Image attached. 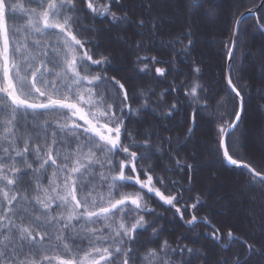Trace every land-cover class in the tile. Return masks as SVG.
Listing matches in <instances>:
<instances>
[{"label":"snow or ice","instance_id":"obj_1","mask_svg":"<svg viewBox=\"0 0 264 264\" xmlns=\"http://www.w3.org/2000/svg\"><path fill=\"white\" fill-rule=\"evenodd\" d=\"M249 2L245 7L243 0H232L235 19L225 43L229 63L222 91L234 101L232 109L225 96H212L217 108L211 115L218 121L215 153L220 167L246 170L244 196L255 203L252 189H257L261 211L250 215L247 225L238 223L237 232L229 228L224 233L208 216L197 215L207 203L194 191L201 164L197 155L182 151L203 110L211 107L201 95L208 89L201 83L200 63L188 59L195 46L193 32L189 28L161 39L158 29L165 17L157 14L177 10L195 15L204 9V15L215 16L218 0L207 8L205 0H140L127 8L122 0H0V264H208L214 250L206 253L180 242L198 243L201 235L221 252L231 251L230 256L220 255L217 264H264V150L250 161L249 155L256 154H244L246 145L235 137L247 112L233 75L239 33L248 17L264 31V0ZM130 12L148 19L133 21ZM88 18L117 27L134 23L137 35L151 33L150 47L159 43L156 50L166 49L171 58L140 55L148 49L137 40L131 46L137 50L134 67L148 76L150 63L171 66L154 67L155 76L169 87L157 93L120 76L112 68L116 57L106 55L107 49L97 51L99 42L85 35L102 30L85 25ZM250 53L247 49L242 55ZM177 57L189 63L179 85L166 79ZM110 68L117 74L109 75ZM243 86L249 87L247 82ZM181 108L185 116L176 120ZM142 112L155 116L169 134L156 131L157 125L141 117ZM134 118L151 127L142 132L131 128ZM171 121L176 122L165 123ZM182 124L185 128L177 132ZM152 199L172 218L152 207ZM177 222L191 232L199 224L212 231L182 233L175 245L161 240L167 224ZM241 229L244 235L238 234ZM149 232V243L159 241V247L142 251L140 239ZM232 242L243 251H232Z\"/></svg>","mask_w":264,"mask_h":264},{"label":"trees","instance_id":"obj_2","mask_svg":"<svg viewBox=\"0 0 264 264\" xmlns=\"http://www.w3.org/2000/svg\"><path fill=\"white\" fill-rule=\"evenodd\" d=\"M21 2L26 3V0H21ZM100 2H103V0H100ZM243 2L245 7L250 6L249 0H243ZM122 3L126 8L129 4L135 7L140 3V0H122ZM218 3L219 11L215 16L204 15V9H200V11L196 12L195 15L191 12L184 13L177 10L157 13L158 15L165 17V19L161 20L162 28H159L158 31L160 33V38L164 40L179 36L182 32L189 28H191L193 32L191 39H193L195 46L192 50V56L188 59H195L198 63H200L202 68V75L200 77L201 83H203L208 89L206 93H202L201 95L207 99L211 107L203 110V119L200 121L199 127L195 130L192 139L187 144V147L182 149V151L186 156L189 154L197 155L201 164V167L194 179V191L199 193L202 199L207 203L203 209L197 213V215L208 216L212 223L221 229V232L226 233L229 228H232L235 233L237 232L235 226L238 223L245 225L248 223L250 215L253 213L259 215L261 211L259 207L261 197L258 195L257 189H252V192L256 194V202L254 203L247 200L244 196V191L247 190L246 181L248 179L246 170H233L232 166H228L227 169L220 167L215 153L216 129L218 121L213 115H211V113L217 108V105L211 97L215 96L216 99L219 100L220 96H225L228 100L229 111H231L234 103L232 98L222 91L225 83L222 79V75L227 66V60L225 59L227 48L225 47V43L227 38L232 35L229 29L235 19L233 16L235 9L233 7L232 0H218ZM211 4L212 0H205V8L209 7ZM113 10L117 12L120 11V9L116 6L113 7ZM239 11H244V8H240ZM129 15L132 17L133 21H136L137 19H148V17L133 16L131 12ZM17 22L22 23V21L19 20ZM84 24L102 29L100 32H87L85 35L94 37L99 42V48L97 51L105 52L107 49L108 51L105 52L106 55L108 52H111L116 57L112 60V68L119 69L120 76L125 78H134L131 82L139 88L151 87L155 89L157 93H159L162 89L169 87V84L166 83L164 79H158L155 76L154 67L169 68L171 66L166 64L152 65L150 63V68H152L153 71L148 76L138 73L134 67L133 62L135 61L137 50L131 46L137 40L145 41L144 48L148 49L147 51L140 52V55H154L161 59L171 58L172 54L168 53L166 49L162 48L160 51L156 50V48H159V43L150 47L151 41L149 37L151 33L144 36L137 35L134 23L132 25L123 24L117 27L115 25L108 24L107 21L101 23L99 19L92 20L91 18H88L84 20ZM183 39L186 44L188 38L184 37ZM239 42L240 46L235 51V59L233 62L235 71L233 75L234 82L237 83V87L240 88L241 93L244 95L247 112L246 115L243 116V122L235 132V137L240 138L241 142L246 145V147L242 150L244 154H256L249 155V159L252 161L256 160L261 152L254 145L252 140V131L255 125L259 128L260 135L264 137V54L257 55L258 53L264 51V31L256 29L253 17H248L244 20L239 33ZM213 45L221 47L220 52L223 56L221 62L222 65L218 66L217 62H214L215 54L213 52ZM177 47H180V45H177ZM247 49H251V53L247 56L242 55V53H244ZM188 59H181L180 57H177L175 70L168 74L166 79L174 80L177 85H179L182 80H185V76L189 72ZM112 68L108 70V74H117L112 71ZM98 70L99 69H93V71ZM236 76L242 77V80H235ZM244 82H247L249 85L248 88L243 86ZM217 93L219 95H217ZM172 96L173 94H169V96L166 97L169 104L171 103ZM180 96L181 100H183V93H180ZM153 107H157V109L160 110L157 105H153ZM220 111H224V109H220ZM184 116L185 110L181 108V111L176 116V120H182ZM141 117H145L146 120L154 122L157 125L155 130L161 132L162 135L169 134L164 132L163 129L159 127L161 121L157 120L155 116L151 115V113L142 112ZM175 122L176 121L165 123H168L169 126H171V124ZM129 126L131 128H138L142 132L145 128H150L151 124H138L134 118L130 122ZM184 128L185 125L182 124L181 128L177 129V132H182ZM170 135H173V139L175 141V134L172 133ZM143 138L144 137L142 136H137V139ZM153 139H158V137H154ZM230 151L234 152L235 149L230 148ZM213 164H216L217 169L221 171V174L213 170ZM208 181L212 183V186L206 187ZM230 187H234V192L238 195V199L235 201L227 200V205H229V207H233V209L237 207V210L240 212L239 216H232L233 220H231L232 217H226L223 215L224 212L220 210L218 200H216L220 189L226 188L227 190ZM229 193L230 192H228V194ZM151 206L155 207L158 212H165V208L161 207L155 199L151 200ZM165 215H167L169 219L172 218L171 212H165ZM148 218L152 219V217ZM185 218H190L187 212L185 213ZM161 224H165V221L162 220ZM167 229L168 230L161 236V240L167 239L169 243H172L173 245H175L182 233H188L189 236H192L195 233L212 231V229L206 225L199 224L197 225L195 232H191L180 222L167 224ZM172 229L175 230L173 231ZM238 234L244 235L243 229H241ZM150 237V232L145 233L141 237L139 244L142 251L147 247H159V241L156 243H149ZM244 238L247 239L248 237L245 236ZM180 242L188 244L189 247L203 248L206 253L214 250L216 254L211 257L208 264H217L220 255H231V251L221 252L211 239H206L203 235H201L198 243H193L190 239H183L180 240ZM224 243H228L227 239L224 240ZM232 243V251H243L242 246H240L237 242ZM176 259H178V257H176ZM193 264H200V261H194Z\"/></svg>","mask_w":264,"mask_h":264},{"label":"rangeland","instance_id":"obj_3","mask_svg":"<svg viewBox=\"0 0 264 264\" xmlns=\"http://www.w3.org/2000/svg\"><path fill=\"white\" fill-rule=\"evenodd\" d=\"M220 51H221V47H219L217 45L216 46L213 45V52L215 54L214 62H217L218 66L222 65L221 62H222L223 56H222V53ZM226 69H227V66H226ZM260 119H261V115H260ZM261 138H262V136L260 135L259 128L257 127V125H255L253 128V131H252V140H253L254 145L260 151L264 150V147H262V144H261ZM213 165H214L213 170L216 171L217 173L221 174V171H219L217 169L216 164H213ZM219 184H221V183H219ZM208 186H212V183L210 181H208V184H206V187H208ZM234 191H235L234 187H230L227 190H226V188L220 189V191L218 192L219 195L217 196L218 198L216 200H218L219 208L222 212H224L223 215L226 217L239 216V214H240L239 210H237V207H235L233 209V207H229V205H227L228 204L227 200L235 201L236 199H238V195ZM228 192H230V193L228 194ZM233 217L231 218V220H233ZM245 225H247V224H245Z\"/></svg>","mask_w":264,"mask_h":264},{"label":"water","instance_id":"obj_4","mask_svg":"<svg viewBox=\"0 0 264 264\" xmlns=\"http://www.w3.org/2000/svg\"><path fill=\"white\" fill-rule=\"evenodd\" d=\"M228 63H229V62L227 61V66H228ZM229 166H230V165H229Z\"/></svg>","mask_w":264,"mask_h":264}]
</instances>
